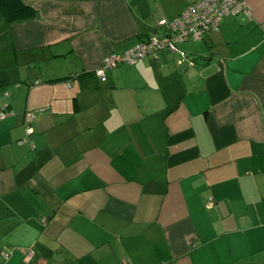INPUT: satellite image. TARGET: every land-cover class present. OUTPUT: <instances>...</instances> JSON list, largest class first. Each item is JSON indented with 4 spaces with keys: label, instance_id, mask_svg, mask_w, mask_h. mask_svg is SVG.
Instances as JSON below:
<instances>
[{
    "label": "crops",
    "instance_id": "0c3cea01",
    "mask_svg": "<svg viewBox=\"0 0 264 264\" xmlns=\"http://www.w3.org/2000/svg\"><path fill=\"white\" fill-rule=\"evenodd\" d=\"M21 1L0 15V264H264V0L103 78L196 0Z\"/></svg>",
    "mask_w": 264,
    "mask_h": 264
},
{
    "label": "built area",
    "instance_id": "2783aa9c",
    "mask_svg": "<svg viewBox=\"0 0 264 264\" xmlns=\"http://www.w3.org/2000/svg\"><path fill=\"white\" fill-rule=\"evenodd\" d=\"M249 14L243 0H196L171 20L160 19L158 25L162 28L133 47L119 53H110L103 57L102 65L96 69L98 77H104V70L120 64H134L138 59L154 54L161 49L178 50V45L187 40H199L212 30H217L222 19L228 15L239 13ZM38 111V110H37ZM40 111V110H39ZM13 113L8 110L0 111V120ZM25 134L32 133L31 121L36 116V111L26 112ZM213 205V200H208L207 207ZM129 264V263H123Z\"/></svg>",
    "mask_w": 264,
    "mask_h": 264
},
{
    "label": "trees",
    "instance_id": "16d2710c",
    "mask_svg": "<svg viewBox=\"0 0 264 264\" xmlns=\"http://www.w3.org/2000/svg\"><path fill=\"white\" fill-rule=\"evenodd\" d=\"M35 10L21 0H0V15L7 22L22 21L31 18ZM3 76L0 74V83Z\"/></svg>",
    "mask_w": 264,
    "mask_h": 264
}]
</instances>
